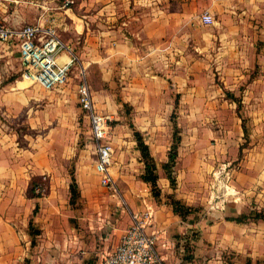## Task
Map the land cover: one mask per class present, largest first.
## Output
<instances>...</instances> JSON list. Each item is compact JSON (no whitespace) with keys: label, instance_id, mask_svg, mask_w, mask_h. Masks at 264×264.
Returning <instances> with one entry per match:
<instances>
[{"label":"crops","instance_id":"crops-1","mask_svg":"<svg viewBox=\"0 0 264 264\" xmlns=\"http://www.w3.org/2000/svg\"><path fill=\"white\" fill-rule=\"evenodd\" d=\"M50 1L29 0L37 6L28 10L13 5L16 10L10 16L7 13L6 18L13 26L53 25L65 37H83L79 67L86 73L97 111L118 121L122 105L132 108L135 129L146 138L157 168L159 162H165L157 158V150L163 138L166 101L167 114L173 113L172 93L177 94L175 103L182 98L192 99L193 103L203 99L209 107L214 104L211 79L208 86L205 79L201 95V81L191 78L210 77L213 69V35L200 27L204 11L216 20L215 30L221 42L216 62L228 88L237 87L257 65L264 70V0H78V15L69 14L68 10L51 13L47 7ZM136 24L140 25L139 30H135ZM137 39L144 43L135 45ZM187 41L196 45V52L203 58L176 66L174 55ZM10 49L11 46L0 50V62H7L13 53ZM153 52L161 57L162 67H172L163 77H151L145 69ZM66 61V55L59 56L60 63ZM170 78L174 83L170 84ZM80 84L81 81L48 93L27 80H0V264L25 262L21 259L22 237L32 238L30 221L34 228L52 232L58 225L68 228L70 220L82 225L72 235L81 252L79 259H27V263L43 260L44 264H102L104 257L121 243L132 223V214L149 208L154 209L156 222L150 232H159L158 264H264L263 221L253 222L257 226L253 235L246 232L247 224H233L228 218L206 225L203 220L192 222L190 216L188 222H183L173 212L170 200L157 201L150 186L142 181L144 164L137 144L127 140L118 123L110 134L115 151L111 174L126 208L117 211L111 221L96 219L98 208L91 205L96 201L95 192L99 186L113 190L102 186L95 171L90 124L86 149L79 152L76 160L69 159V134L74 131L68 122L82 114L88 120L79 104ZM228 106L230 117L233 107ZM132 135L133 131L128 134ZM168 136L170 139V133ZM35 176L49 179L50 193L44 198L26 196L29 181ZM72 178L79 188L75 205L71 204ZM194 234L197 235L191 239ZM188 240L194 248L191 262L184 261ZM35 246L36 243L31 245ZM68 246L70 252L75 250L72 243ZM229 247L236 252L235 259H222V249Z\"/></svg>","mask_w":264,"mask_h":264},{"label":"rangeland","instance_id":"rangeland-1","mask_svg":"<svg viewBox=\"0 0 264 264\" xmlns=\"http://www.w3.org/2000/svg\"><path fill=\"white\" fill-rule=\"evenodd\" d=\"M78 4V0H51L47 7H49L48 10L51 13L58 14L59 12L62 13L68 10L69 14L78 15L80 14ZM12 6L9 7L8 16L16 10L13 9ZM36 6L37 5L29 3V0H20V3L15 7L28 10V7ZM59 7L62 8L59 9ZM205 13H208V11L202 13L201 23L202 16ZM67 22L69 24L72 23V21H68V19ZM215 24L216 20L214 18V23L212 25L208 26L203 23L200 25V27L204 28L202 30L203 32H205V28H207L213 35L214 56L212 73H210V77H208L209 75H207V77L203 75L199 76L198 74V77L191 75V78H197L201 81V95H203L202 93L204 92L205 79L207 81V86L209 83L208 79H211L214 104L212 107H209L207 103H204L203 99H197V101L193 103L192 99L184 100L180 98L178 106L176 107L175 96L177 94L173 92L171 101L173 104V113L167 114L168 107L166 106H168V103L166 101L165 117L161 126L163 138L161 137V146L160 149L157 150V158L159 160L162 158L165 161L164 163L159 162V167L157 168L161 199L167 198L170 200V197H175V199L180 200L185 205L198 209L197 213L192 215L193 219L191 221L197 222L203 220L206 225L214 224L226 218L239 217L252 210L264 211L263 66L257 65L252 72L247 73V77L244 78L237 87H232L233 90L228 88L216 62V55L221 42L217 38ZM43 26L53 27L61 40L72 49L78 59L76 65L72 68L68 84L63 88L65 89L73 84L78 85L81 81L79 55L84 44L83 37L81 39H76V37H72V35H69L70 37H65L64 35L66 34H63L57 27L53 25ZM139 27V24L134 25L135 30H139ZM71 39L73 40L72 43L69 41ZM143 43L144 41L141 39L134 41L135 45ZM184 44L185 47L174 55L175 60H177L175 62L176 66L179 65V67H182L183 65H188L189 62L193 63L203 58L199 51L196 52L194 48L195 44L192 41L184 42ZM10 51L13 53L10 58H8L7 62H0V80H27L23 77L24 70L20 60L19 48L13 45ZM151 55L148 56V62H146V64L149 63V65H146L145 68L147 72L151 74V77H163L168 74V71L172 70L170 63V67H162L160 65L162 59H160L161 57H159L157 53L153 52ZM162 69H164V71ZM78 73L79 75L77 76ZM167 80L170 84L174 83L171 78ZM29 82L32 85L39 86L31 81ZM172 90H174V87H172ZM43 91L48 92L44 89ZM227 93H231L241 102L239 108L238 103L228 99ZM229 104L233 107V115L230 117H228L227 114ZM75 117L76 119L71 120L72 122H68L70 123L68 125L69 129L74 131L69 134V146L71 148L68 155L70 161L76 160L79 152L82 149L84 150V148L86 149L85 144H87V141H90L88 120L84 119L83 114L76 115ZM119 118L118 121L112 119L109 122V136L112 134L115 124L118 123L117 126L123 129V133L126 132L127 140L131 139L132 142L135 141L134 135H132V137L128 136V134L133 131L131 128V124L134 125L135 119L133 109L129 108L128 105H122ZM174 121L177 123L179 136L181 138L178 158L174 168V176L177 180V187L175 190L171 188L170 182L166 178V173L163 169V165L168 161V156L174 142ZM243 121H245L246 124L247 135L242 128ZM164 133L167 134V139ZM169 133L170 139L168 136ZM166 147L170 148L167 152L165 150ZM91 154L92 157L96 159L94 149ZM72 171L73 170L70 169V172ZM46 178L48 179V177ZM116 184L119 191V185L118 183ZM99 187L100 189L95 192L94 196L96 201L91 204L92 206L96 205L99 211L96 213L95 218L100 219L101 217L102 219L111 221L116 218V214H118L117 211H121L122 209L125 210L126 203L122 199L120 192L118 195H114L113 191L104 189L101 186ZM117 205H120L121 208ZM153 212L154 215L151 221L152 227L155 226L156 223L154 209ZM230 223L236 224L234 222ZM106 225L107 224H105V226ZM245 226L247 233L254 234L252 230L257 227L256 224L250 222ZM67 227L68 228L64 225H58L52 232H46L39 230V228H35V230L41 233L35 238V247H31L33 238H30L28 235L26 237L23 235L22 251L24 254H22L21 259H26L23 264H28L27 259H79L81 252L77 250V239L72 237V235L81 230L82 225L78 220H70ZM72 229L74 230L73 232ZM196 235L197 234H194L191 239L195 238ZM71 243L74 245L73 247L75 249L73 252L69 251L70 246L68 245ZM26 244H28V246H26ZM191 250L194 251V249ZM222 251V259H235L237 255L231 247L222 249ZM10 254L12 255V252ZM42 261H36L35 263L44 264Z\"/></svg>","mask_w":264,"mask_h":264},{"label":"built area","instance_id":"built-area-1","mask_svg":"<svg viewBox=\"0 0 264 264\" xmlns=\"http://www.w3.org/2000/svg\"><path fill=\"white\" fill-rule=\"evenodd\" d=\"M19 3V0H0V50L16 45L23 65V77L48 92L57 91L68 84L72 68L78 59L53 27L40 24L10 25L6 14L9 7L17 6ZM202 23L212 25L213 16L205 13L202 16ZM60 55H66L65 63L59 62ZM80 76L79 104L90 124L96 154L95 171L101 177L102 186L109 187L118 194L116 181L111 174L114 146L109 136V122L112 119L97 111L84 70L80 71ZM153 215L152 208L141 214H132V223L121 243L104 257L102 264L160 263L159 232H150Z\"/></svg>","mask_w":264,"mask_h":264},{"label":"trees","instance_id":"trees-1","mask_svg":"<svg viewBox=\"0 0 264 264\" xmlns=\"http://www.w3.org/2000/svg\"><path fill=\"white\" fill-rule=\"evenodd\" d=\"M227 96L228 99L234 101L235 103H238V108L240 107L241 102L234 95H232L231 93H227ZM177 106L178 103H176V107ZM131 128L133 129V135L135 138V142L137 144V150L140 152L141 161L144 164V170L141 179L144 183L150 186L153 197L157 201H159L161 198V190L158 184L159 177L157 174V165L152 155L151 148L147 143V141L145 140L144 135L140 131H137L133 124H131ZM242 128L244 130V133L247 135V128L245 121L242 122ZM180 143H181V138L179 136V129L177 123H175L174 121V142L168 156V161L163 165V169L166 173V178L170 182L171 188L174 190L177 187V180L174 176V168L176 166V162L178 158V149ZM39 189L40 191H38ZM49 193H50L49 181L46 177L35 176L31 178L26 192L27 198L41 199L49 195ZM70 194H71V204L75 205L79 198V188L74 178H72V183L70 184ZM170 205L172 207L173 212L176 215H178L183 222H187L188 218L196 214L198 211V209L185 205L180 200L175 199V197H170ZM37 212H38V207L35 209L34 214H37ZM227 220L230 222H234L236 224H248L250 222L255 223L258 221L264 222V211L252 210L247 214H243L239 217L228 218ZM29 229H30V234L33 238L32 245H35L36 243L35 238L39 236L41 233L40 231L35 230L33 221H30ZM189 242L190 241L188 240L187 243H185L184 245V249H185L184 261L187 262H191L194 259V256L192 254L193 250H191L194 248Z\"/></svg>","mask_w":264,"mask_h":264}]
</instances>
